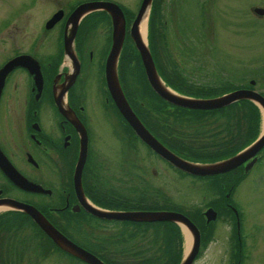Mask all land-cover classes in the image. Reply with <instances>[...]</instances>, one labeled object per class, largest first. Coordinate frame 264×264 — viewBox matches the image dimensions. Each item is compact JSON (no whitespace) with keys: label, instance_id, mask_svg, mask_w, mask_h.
<instances>
[{"label":"rangeland","instance_id":"obj_1","mask_svg":"<svg viewBox=\"0 0 264 264\" xmlns=\"http://www.w3.org/2000/svg\"><path fill=\"white\" fill-rule=\"evenodd\" d=\"M82 1L84 0H0V65L9 56L22 51H30L44 60L58 51L61 52L63 43L60 22L58 21L51 28H46L45 21L58 7H64L67 11ZM114 1L124 9L129 27L141 0ZM162 2L165 21L162 27L167 49L160 52L159 59L169 65L175 63L181 75L194 85L218 87L222 84L240 87L249 86L250 80L253 79L255 81L253 88L264 92V18L249 19L248 12L245 14L244 5L238 8V4L234 3L231 5V10L236 12L231 19H228L227 0H162ZM245 5L247 7V4ZM239 11L244 14L241 17H246L247 20L238 19ZM148 27L147 21L146 42L149 44ZM86 28L87 23L84 20L78 33L87 36ZM106 36L104 28L100 29L93 37L88 35V40L92 38L89 41L91 44L88 43L86 47L81 46L85 60L81 77L88 92L87 110L88 121L92 127L93 151L100 163L103 177V182L101 179L97 180L96 186L93 182H89V186L94 187L91 189L92 195H98L97 189L101 185L106 190L130 191L126 181L116 182L112 179L114 174L122 177L123 167H129L136 175L140 173L146 175L151 184L148 187L150 198L144 202L140 199L139 205L150 208H181L199 221L201 246L193 264H236L232 255L234 238L231 233L234 231L231 227H235V221L231 223L229 214L221 208H219L220 211L222 210L221 216L209 223L206 222L203 214L207 205L214 202L213 199L220 190L219 184L226 174L218 173L199 178L173 167L139 142L117 110H111L110 103L112 105L113 103H106L104 98L108 94L105 87L104 62L110 43V36ZM125 41L132 43L136 52L137 48L128 32ZM89 50L93 51L91 60ZM58 61L63 63L65 61L67 65L71 63L69 58L64 56V52L60 54ZM16 78L20 84H25L21 76L17 75ZM104 88L107 92H103ZM102 101L105 102L106 110L103 109ZM258 107L261 117L259 115L257 123L252 124L253 127L249 124L252 127L253 138L264 130V109ZM146 108L148 112L151 109L149 106ZM145 116L149 117L148 114ZM161 116L166 115L156 114L152 115V118L158 119ZM209 118V123L213 122L215 125V116L209 114ZM221 119L220 116L216 119L218 124L221 123ZM211 127L212 125L202 129L200 127L199 131H206L205 129ZM244 127L245 124L244 131L234 140V145L241 147L248 144V136L244 134L247 128ZM211 145L214 144L204 147L206 152L212 151L211 148L214 146ZM230 147L227 144L224 148H217L214 156L219 158L228 156L226 154L230 151ZM258 154L259 157L250 170L246 173L242 172L240 176L234 175L236 184L230 192V197L235 201L241 216L239 229L241 240L245 242L243 264H264V148ZM136 159L140 161L137 162ZM134 163L143 167V170L141 171L136 165L134 167ZM123 180H126V176ZM135 181L138 183V179ZM154 188L163 190L165 196L155 195ZM228 189L224 188V192ZM181 243L177 264L188 251L185 250L183 231ZM139 247L140 245L136 246ZM133 252L134 257L137 258L136 252ZM151 254V251L139 253L138 257L148 258Z\"/></svg>","mask_w":264,"mask_h":264},{"label":"flooded vegetation","instance_id":"obj_2","mask_svg":"<svg viewBox=\"0 0 264 264\" xmlns=\"http://www.w3.org/2000/svg\"><path fill=\"white\" fill-rule=\"evenodd\" d=\"M234 3L238 4V8L244 5L245 14L248 12L249 19L264 18V0H227L228 19H231L236 12L231 10V5ZM245 4H247V7ZM74 6L67 11L64 7H58L59 9L62 8L64 12L63 17L59 20L60 29L62 28V43L66 19ZM107 15L109 17V25L97 28H89L87 25L85 30L87 36L78 33L80 25L86 16L79 22L74 43L80 60V70L72 83H70L69 79L71 73L70 64H63L62 61H58L60 54H63V44L61 52L58 51L54 55H50L46 60L30 51H22L30 53L38 59L42 73V84L39 87L35 85L32 75L25 66L18 65L12 68L6 76L0 92V158L7 163L9 162V167L13 166L32 182L40 184L41 189L33 190L18 185L9 177L0 164V207H2L0 208V264H93L56 244L52 237L30 214L6 205L5 203L9 199L36 206L56 228L80 246L94 253L105 264H142L141 261L144 260L138 257L140 252L136 251L139 249L136 246L140 245L137 240L141 237L134 236V231L138 230V228L130 223L135 221L96 216L87 209L82 197L76 191L74 170L79 154L81 135L71 119L59 110L54 97L55 93L58 94L61 91L60 95H63L68 105L74 110L86 128L88 138L87 156L81 172V184L85 197L98 204L91 194V189L94 187H90L89 182H93L96 186L97 180L100 181L101 179L103 181V177L100 163L93 151L92 127L88 121L89 111L87 110L88 92L81 77L85 65L81 46L86 47L90 43L89 41L92 38L88 40V35L93 37L98 30L103 28L106 35L110 36L111 43L112 22L110 15L108 13ZM237 15L238 19L244 20L246 18L241 17L244 14L240 11ZM128 28L126 19V29L128 30ZM211 31L213 32L214 28ZM78 38L80 39L79 41ZM18 53L9 56L6 60ZM91 58H93V51L89 50V59L91 60ZM17 75L21 76L25 81L24 85L17 81ZM64 86H67V88L62 93V87ZM106 89L103 92H107L108 89L107 91ZM104 98L106 103H113V105L110 103L111 110H118L109 93ZM102 102L103 109L106 110L105 102ZM166 117L161 116L155 119L160 121H158V125L152 123V127H164L166 125L164 122ZM140 118L146 127L158 137L151 127V122H147L153 118L146 116ZM131 131L134 133L132 128ZM135 136L139 142L144 144L158 158L180 169L154 151L138 135ZM176 153L187 158L177 151ZM258 157L259 154L257 159ZM136 160L137 162L140 161V159ZM135 165L140 167L134 163L133 166L135 167ZM244 169L245 165L240 164L228 171L229 175L227 178H233L236 174L240 176L246 173ZM140 170L142 171L143 167H140ZM184 172L199 178L202 176L187 171ZM121 176L123 178L126 176V180L119 177V174H114L112 179L116 182L126 181L133 195L135 193L136 195H142L140 199L143 202L146 199L149 200L150 189L148 187L151 184L146 175H141V173L136 175L129 167H123ZM136 179H138V183L135 181ZM130 183L133 185H130ZM225 185V183L221 182V186L225 187ZM138 186H141V188H138ZM134 191L136 192L134 193ZM230 192L231 188L224 192L223 195L218 193L216 198L213 199L214 202L207 206H212L217 210L216 219L221 216L222 210L220 211L219 208L229 214L231 223H233V216L235 227H231L234 229L231 232L234 238H232V245L234 246L232 255L236 264H243V245L245 242L241 240L242 236L239 229L241 217L234 203L235 201L230 197ZM140 199H137L138 202ZM133 203L132 200L131 206L115 208L150 209V207L137 206L133 205ZM121 223H126L127 225L122 226L120 225ZM133 251L136 252L137 258L134 257Z\"/></svg>","mask_w":264,"mask_h":264},{"label":"water","instance_id":"obj_3","mask_svg":"<svg viewBox=\"0 0 264 264\" xmlns=\"http://www.w3.org/2000/svg\"><path fill=\"white\" fill-rule=\"evenodd\" d=\"M152 0H141L137 12L130 24L129 35L132 38L135 47L137 48L140 58L144 67L146 78L151 87L165 100L188 108L195 109H214L226 106L234 101L240 99H249L258 106L264 109V93L254 89L253 87H237L228 90L224 93L208 96L196 97L187 94L179 93L165 84L160 76L155 65L153 55L148 46L140 35L139 23L144 17L145 13L150 12ZM106 11L111 18L112 32L111 43L105 58L104 76L109 94L115 103L117 109L124 117L126 122L131 126L134 132L147 143L159 155L170 161L176 167L197 175H214L229 171L240 164L245 165V172H247L255 163L258 152L264 147V130L246 146L237 150L236 152L215 160H189L186 159L168 146L160 141L141 121L139 116L132 108L120 81L118 72V62L120 52L124 43L126 34V18L124 11L119 3L114 0H84L77 4L69 13L66 19V25L63 35V52L71 61V73L69 76L70 83L73 82L77 73L80 70V60L75 49V36L80 20L88 13L95 10ZM63 9L60 8L52 13V15L45 21V27H52L58 20L63 17ZM68 62V61H67ZM65 64V61L64 63ZM18 65L25 66L32 75L35 85L38 87L42 84V73L38 60L29 53H20L4 62L0 66V92L5 82L7 74L10 70ZM252 79L250 83H254ZM68 86V85H67ZM67 86L62 87L65 92ZM61 89V90H62ZM61 92V91H60ZM55 93V103L59 110L71 119L81 135V143L77 163L74 170V185L78 194L82 197L83 202L86 204L87 209L103 218L120 219V220H133V221H156L168 220L177 223L181 228L185 226L192 235V243L188 251L183 255L178 264H191L199 252L201 234L198 226L193 220L184 212L176 209H111L104 208L93 204L88 200L83 192L81 184V172L87 156V133L86 128L82 121L75 114L74 110L68 105L63 95ZM5 163V164H4ZM0 164L9 177L18 185L22 187L39 190L41 185L32 182L23 176L13 166L9 167V162H5L0 158ZM12 165V164H11ZM14 208L21 209L30 214L34 220L52 237L54 242L63 249L71 252L72 254L87 260L93 264H105L98 256L84 247L80 246L64 233H62L56 226H54L44 214L33 204L9 199L5 203ZM206 222L215 220L217 217V210L208 206L204 211Z\"/></svg>","mask_w":264,"mask_h":264},{"label":"trees","instance_id":"obj_4","mask_svg":"<svg viewBox=\"0 0 264 264\" xmlns=\"http://www.w3.org/2000/svg\"><path fill=\"white\" fill-rule=\"evenodd\" d=\"M162 10V0H152L148 20V39L149 47L156 61L157 70L165 83L181 93L194 96L215 95L232 89V86H223L222 84L218 87L212 85H194V83L189 82L187 78L181 75V71L177 69L178 67L175 66V63L169 65L168 63L166 64V62L164 63V60L159 59L160 52L167 49L163 35L164 31L162 26L165 25V21ZM85 22L89 28L107 27V25H109V17L105 11L99 10L87 15L85 17ZM136 52L132 43H128L127 41L124 42L119 56V76L123 89L130 104L139 117H144L146 114H148L149 117L151 116V118L152 115L156 114H164L167 116L166 119H164L166 125L161 128L152 127V123L157 124L160 120L151 119L147 122H151L150 124L153 130L169 148L175 152L181 153V155L189 159L206 161L219 158L218 156H214V151L219 147L224 148L227 144L231 146L230 151H227L226 155L232 154L243 147L244 145L241 147L234 145V140L244 131V124V128H247L244 134L248 136L249 140H246L248 141L247 143L254 139L252 124L257 123L259 115L261 117V113H259L258 105L253 101L249 99H240L226 106L214 109H195L169 103L149 84L137 49ZM249 86L251 85L249 84ZM147 106L151 107L149 112L146 108ZM117 112L125 124L128 125L121 113L118 110ZM209 114L214 115L216 119L220 116V118H222L221 123L218 124L216 119H214L215 125L213 122L209 123ZM170 116L173 119L169 118ZM249 124H251L252 127H250ZM209 125H212V127L205 129L206 131H199L200 127V129H202ZM128 127L131 129L129 125ZM218 139L219 141H217ZM212 143L214 144L211 145L212 147L214 146L211 148L212 151L206 152L204 147L210 146ZM223 174H226L225 178L226 180L229 179V181L226 182V180H224L225 178L222 179L221 182L226 184L225 187L221 186L220 182L219 194L221 195L224 193V188L232 189L236 184L233 178H227L229 175L228 172H223ZM208 176L212 175L200 177L203 178ZM98 188V195L92 196L98 204L107 207L119 208L121 206H131L132 200L134 202L133 205L138 206L140 201L138 202L137 199H140L142 196L133 195L131 191L120 192L112 189L106 190L102 188V185ZM125 192H127V195ZM135 192L136 191H134V193ZM153 192L157 196H165V193L160 188H154ZM176 209L183 212L185 211L181 208ZM185 213L188 214L186 211ZM190 217L199 226V221L191 215ZM232 219L234 220L233 216ZM130 224L138 228V230L134 231V236L141 237L139 241L140 247L136 251L143 253L149 250L152 252L151 256L149 255L148 258H145V256L143 257L144 262L141 261L142 264H177L180 258L179 252L182 245L181 228L177 223L168 220H156L135 221ZM199 228L201 229V227ZM142 242L145 243L142 244Z\"/></svg>","mask_w":264,"mask_h":264},{"label":"bare ground","instance_id":"obj_5","mask_svg":"<svg viewBox=\"0 0 264 264\" xmlns=\"http://www.w3.org/2000/svg\"><path fill=\"white\" fill-rule=\"evenodd\" d=\"M147 21H148V11L145 13L144 17L139 23L140 35L144 41H146ZM182 231H183L184 239H185V250L187 251L190 248L191 243H192V235L185 226H183Z\"/></svg>","mask_w":264,"mask_h":264}]
</instances>
